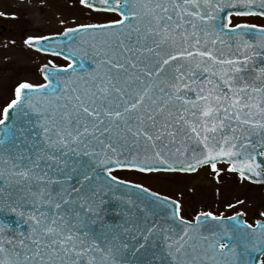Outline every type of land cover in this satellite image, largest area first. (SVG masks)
Segmentation results:
<instances>
[{"label":"snow or ice","instance_id":"snow-or-ice-1","mask_svg":"<svg viewBox=\"0 0 264 264\" xmlns=\"http://www.w3.org/2000/svg\"><path fill=\"white\" fill-rule=\"evenodd\" d=\"M79 4L121 19L28 36L71 63L0 108V264H264V220L188 219L113 174L208 166L219 181L224 163L264 183V25L240 19L264 0Z\"/></svg>","mask_w":264,"mask_h":264},{"label":"rangeland","instance_id":"rangeland-1","mask_svg":"<svg viewBox=\"0 0 264 264\" xmlns=\"http://www.w3.org/2000/svg\"><path fill=\"white\" fill-rule=\"evenodd\" d=\"M19 5L22 7V15L16 11L17 6ZM80 7L79 0H0V12L7 14L0 15V20L7 24L8 28L13 29V31H9L0 37V43L3 41L6 42L14 36L16 20H19L20 16L24 23L23 35L25 38L28 36L59 33L63 31L65 27L86 23L91 20L98 21L106 18L105 16L99 17L98 15L95 16V14H90ZM14 12L19 14V18L16 16L13 18L12 14H14ZM240 19L264 25V20L259 17ZM61 21H63V23H61ZM236 21L237 19H234V22ZM7 45L9 48L11 44L8 42ZM24 53V59L21 61L24 64V78L25 80L31 82L41 80L37 71L39 65L44 62H48V60H54L56 63L61 62L60 59L56 58L46 59L42 56H38L37 54L28 55L26 52ZM2 60H4V58ZM8 62L9 64L13 63L14 65H18V60H8ZM4 86H6V84H4ZM10 96L11 94L6 97L4 96L3 98V95H0V108ZM115 174L124 179L144 183L153 190L161 193L164 192L179 198L183 202V211L186 216H192L195 212L202 209L200 206L202 204H207L205 202H207V198L210 194V182L205 178L207 171H201L198 175H177L172 173L145 174L138 171H119L115 172ZM229 190L231 193L235 194V190L232 186L229 187ZM252 202V200H249L247 203L243 202V205L247 206ZM203 208L209 210L211 209L212 211L216 209L214 206L210 207L209 205H204Z\"/></svg>","mask_w":264,"mask_h":264},{"label":"flooded vegetation","instance_id":"flooded-vegetation-1","mask_svg":"<svg viewBox=\"0 0 264 264\" xmlns=\"http://www.w3.org/2000/svg\"><path fill=\"white\" fill-rule=\"evenodd\" d=\"M88 10L92 13L102 14L106 17L102 19L100 23L111 22L119 19V16L115 13L95 12L91 9ZM16 11L22 15L23 11L21 5L17 6ZM14 14L17 18H19L18 13L14 12ZM9 31H13V29L8 28L7 24L0 20V37ZM23 31L24 23L20 16V19L16 20L14 36L8 39L9 41L7 40L6 42L3 41L0 43V95H3V98L4 96L6 97L7 95H12L15 85L25 79L24 64L21 62L24 59V52L27 51L30 55H40V53L34 49L25 46ZM8 42L11 44L9 48L7 45ZM3 58L4 60H2ZM8 60H18V65H14L13 63L9 64ZM37 71L39 73V67L37 68ZM4 84H6V86H4ZM218 167L224 169L221 173L219 181L215 179L212 170L208 167V180L210 182L208 203L211 204H203L200 207L203 208L204 205H209L210 207L214 206L216 209L213 212L218 215H223L224 217L242 212L244 219L249 223H254L257 219L263 220L264 216H262L261 213H264V183H253L249 180L241 181L237 173L227 171L226 164H219ZM231 186L234 188L235 194L230 192L229 187ZM249 200H252L253 202L247 206L243 205V202L247 203ZM237 201H242V203H237ZM229 204H233L234 207L229 208ZM201 211L212 210L203 208L202 210L196 212L195 215Z\"/></svg>","mask_w":264,"mask_h":264},{"label":"water","instance_id":"water-1","mask_svg":"<svg viewBox=\"0 0 264 264\" xmlns=\"http://www.w3.org/2000/svg\"><path fill=\"white\" fill-rule=\"evenodd\" d=\"M55 39H58V37L57 38L55 37Z\"/></svg>","mask_w":264,"mask_h":264}]
</instances>
